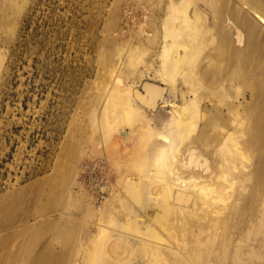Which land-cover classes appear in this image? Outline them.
<instances>
[{
    "label": "rangeland",
    "instance_id": "374dc122",
    "mask_svg": "<svg viewBox=\"0 0 264 264\" xmlns=\"http://www.w3.org/2000/svg\"><path fill=\"white\" fill-rule=\"evenodd\" d=\"M170 2L7 0L15 39L0 35L7 65L6 74L0 73V191L10 182L17 190L9 199L15 207L0 215V227L27 215L28 224L36 222L26 232H14L13 249L23 252L32 241L35 249L48 246V252L63 256V264H198L191 249L194 230L227 215L223 228L231 232L251 216L229 213L242 187L241 173L264 149L248 143L263 127L253 121L264 115H245L227 158L215 151L241 121L232 110L237 101L264 79L250 66L241 70L231 62L220 30L230 17L226 0L210 5L199 0L215 23L200 15L183 40L168 33ZM166 42L181 55L188 51L175 83L164 76ZM260 62L264 67V57ZM147 81L166 87L171 104L143 102L138 91ZM117 86L128 88L135 111L121 108ZM191 97L199 111L179 129L173 119ZM118 112L134 124L122 115L120 120ZM159 131L172 136L173 147L158 160ZM93 158L105 161L112 177L106 210L77 192L79 166ZM192 174L204 176L206 190L178 194V179ZM259 201L261 209L264 197ZM138 237L175 246L183 261L167 251L153 252Z\"/></svg>",
    "mask_w": 264,
    "mask_h": 264
},
{
    "label": "bare ground",
    "instance_id": "6f19581e",
    "mask_svg": "<svg viewBox=\"0 0 264 264\" xmlns=\"http://www.w3.org/2000/svg\"><path fill=\"white\" fill-rule=\"evenodd\" d=\"M203 1L207 5H210L214 0ZM1 2H4V4L2 5ZM226 2L230 17L227 20H223L221 25L222 29L220 30L222 31V42L229 46L233 55L231 62L238 66L241 70L250 66L251 71L254 69L258 74V78L262 80L264 79V67L260 60L264 57V0H226ZM6 3L7 0H0V35L2 34L12 41L15 39V28L14 24L11 23L12 21H10L12 20L11 16L7 15L6 6L8 4ZM168 14L172 20L169 22L167 28L168 33L173 34L174 38L177 37L182 40L184 35L190 33L187 28L190 27L192 23H196L200 15L209 16L211 24L215 23L208 7L202 6L199 3V0H171ZM180 20L181 22H179ZM164 44L163 68L164 76H166L165 80L175 83V70L177 69L179 63L187 58L188 51L185 52V55H181L180 51L174 50L169 46L168 42ZM248 55L251 56V59L247 58ZM252 56H254V59ZM5 64L6 57L4 56V53L0 51V73L2 70H5L4 73L6 74L7 65L5 66ZM184 81L187 82L188 79L184 78ZM117 83L118 86L122 85L120 78H117ZM118 86L116 87L117 92L114 95L116 96L117 101L119 99L121 108H123L124 105V107L128 106V111L132 109L135 111L136 109L134 108L128 88L125 90L121 89V91H119ZM138 93L143 102L152 106L154 105V107H156L155 103L158 99L162 100L163 106L171 104L166 96V87L157 83L150 81L145 82L144 91L139 90ZM196 102L197 100L191 97L188 103H186L182 108L183 112L178 113V116L173 119L174 124L177 125L179 129L188 122L191 124L192 116L190 115H195L196 112L198 113V108L194 110ZM237 103L238 104L236 106H238V108H233L232 110H235L234 113L241 115V121L234 127L232 132L225 135L224 140L215 151L217 155L226 158L229 156V153L225 152L229 142L235 140L237 134L244 127V124L247 123L245 115H264L260 113L264 111V81L246 92L242 96V99H239ZM129 107L132 108L129 110ZM8 108L9 107H7V109ZM125 112L128 114L127 110ZM122 114L125 113L120 112L117 117L119 116L120 118ZM186 114L188 117H186ZM136 117L133 116L135 119ZM126 118L129 119L130 117H127L126 115ZM121 119L122 118H120V120ZM127 119L124 118L126 121ZM131 120L133 119L131 118ZM129 121H127V123H129ZM137 121H139L138 118ZM113 122H110V126ZM131 124L134 123L131 122ZM205 124H208V120H205ZM234 124L235 123H232V125ZM253 125L257 126V128H259V126H263L261 129L262 132L260 130V135L249 139L248 143L252 146H259L260 144H263L264 146V119L255 118ZM110 126L108 127V130H112V126ZM206 126L207 125H204V127ZM149 129L151 132L153 131L152 127ZM174 129L175 128H173V130ZM187 132L189 133V130ZM156 134L162 138L163 141V143L158 146L159 152L157 157L159 160L166 157V152L170 151L169 149L173 147V138L169 133H165L163 131H159ZM196 149V147L189 149L191 155H194ZM88 161L89 162L85 161L79 166L78 174L80 175L76 181L78 185L77 192L80 191L87 194L88 198H91V201L94 202V207L103 205L101 208L106 210L110 204L109 196L112 192V189H109V184H113L108 165L105 161L102 163V161H97L95 158L89 159ZM226 161L228 162V160ZM241 174L242 175L239 179L242 187L240 188V192H238L235 196L236 200L232 204L233 208H231L232 211L229 214L239 216L248 212L251 213V216L244 218V221L241 219V227L237 228L240 222L238 225L234 226V228L232 227L231 236L228 235L231 232H227L228 230L223 228L225 223H229L227 215L225 218H220L218 223L209 220V228L201 227L194 230L191 249L192 255L198 264H264V203L262 202L263 206L260 209L259 201L261 197H264V149L256 156L252 166L247 170H244ZM225 175L228 176L229 174L225 173ZM202 178H204V176L195 174H192L184 179L180 177L178 179L180 186L177 187V193L185 197L200 195L204 190H206V183L201 180ZM233 178L237 179L236 176ZM7 185L8 186L5 191H0V215L7 213L10 208L15 207L14 203H9V199L17 189L14 187L13 183L11 184V182L7 183ZM108 192L109 194H107ZM31 198L34 201L39 199L38 195H32ZM31 218L32 217L29 215H27V217H21L17 220L12 218L9 225H5V228L0 227V244H4L2 245L3 247L0 248V250H2L0 251V262L1 259L5 262L6 259H8L10 264H63V256L57 253L48 252V246L47 248L44 246L42 250L41 248L35 249V245L32 241L25 243L24 247L22 246L24 248L23 252H21L20 249H13L14 245L12 241L14 237L18 235V233L15 234L14 232H26L30 230L31 226H35L36 222L28 224V222L31 221ZM38 218L39 220L41 219L38 214L33 215L34 220H37ZM11 229L13 231H10ZM102 230H107V228L105 227ZM117 231L119 232V230H116V232ZM5 238L7 240L3 241ZM138 240H145L144 245L152 248L153 252L167 251L170 253L169 255L176 257L177 260H179L178 263L183 261L179 259V250L173 245L165 244L161 242V240L146 239L143 237H138ZM19 258L23 261L20 262ZM24 258L27 259L24 260Z\"/></svg>",
    "mask_w": 264,
    "mask_h": 264
}]
</instances>
